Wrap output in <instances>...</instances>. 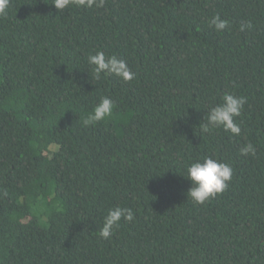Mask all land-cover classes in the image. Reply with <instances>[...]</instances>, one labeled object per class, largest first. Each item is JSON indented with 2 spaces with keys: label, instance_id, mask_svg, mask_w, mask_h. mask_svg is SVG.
Here are the masks:
<instances>
[{
  "label": "trees",
  "instance_id": "16d2710c",
  "mask_svg": "<svg viewBox=\"0 0 264 264\" xmlns=\"http://www.w3.org/2000/svg\"><path fill=\"white\" fill-rule=\"evenodd\" d=\"M216 14L228 21L221 32L209 27ZM97 51L125 59L134 78L93 80ZM225 93L246 98L239 135L203 131ZM105 96L112 115L85 126ZM248 143L255 156L240 154ZM205 157L233 175L197 204L185 166ZM115 207L134 219L100 238ZM0 264H264V0H105L63 11L8 0Z\"/></svg>",
  "mask_w": 264,
  "mask_h": 264
},
{
  "label": "clouds",
  "instance_id": "9594fccd",
  "mask_svg": "<svg viewBox=\"0 0 264 264\" xmlns=\"http://www.w3.org/2000/svg\"><path fill=\"white\" fill-rule=\"evenodd\" d=\"M7 2L8 0H0V15L5 13ZM52 4L56 9L63 11L71 4L79 7L102 8L105 0H52ZM209 27L221 32L228 27V21L216 14L209 20ZM88 63L93 66V80L101 79L102 75H114L125 81H130L135 75L129 68L127 61L115 54L109 56L103 51H97L88 56ZM245 103V97L225 93L222 96V102L212 107L207 113V122L203 125V131L208 132L213 127L222 126L225 131L230 130L234 135H239L241 128L238 123L234 122V118L241 115ZM113 107L114 101L107 96L103 97L94 107L92 114L84 119V125H94L106 117H110ZM240 154L255 156L256 148L252 143H248L240 148ZM185 169L187 175L184 176L191 181L187 195L197 204H204L210 198L222 193L228 187V182L231 181L233 175V169L229 164L212 157H205L203 161H194L186 165ZM122 218L132 221L134 219L132 209L122 207L109 209L102 227L98 230V236L109 239Z\"/></svg>",
  "mask_w": 264,
  "mask_h": 264
}]
</instances>
